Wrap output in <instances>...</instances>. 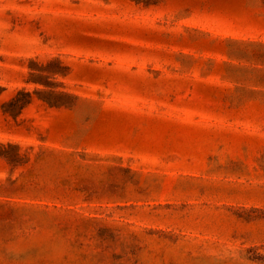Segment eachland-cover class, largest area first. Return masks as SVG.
I'll return each instance as SVG.
<instances>
[{"label":"rangeland","instance_id":"1","mask_svg":"<svg viewBox=\"0 0 264 264\" xmlns=\"http://www.w3.org/2000/svg\"><path fill=\"white\" fill-rule=\"evenodd\" d=\"M0 264H264V0H0Z\"/></svg>","mask_w":264,"mask_h":264}]
</instances>
